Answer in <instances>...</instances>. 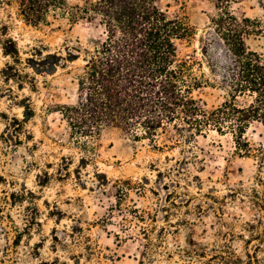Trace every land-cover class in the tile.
I'll list each match as a JSON object with an SVG mask.
<instances>
[{
    "label": "rangeland",
    "instance_id": "1",
    "mask_svg": "<svg viewBox=\"0 0 264 264\" xmlns=\"http://www.w3.org/2000/svg\"><path fill=\"white\" fill-rule=\"evenodd\" d=\"M215 3L156 0L195 30L178 42L180 58L200 61ZM229 9L259 22L245 43L264 59V0ZM49 22L31 27L15 0H0V264H264V160L253 151L264 148V126L244 135L253 154L227 131L190 138L171 128L154 143L107 130L84 153L59 110L76 102L104 31L60 14ZM193 97L212 108L225 93L205 85Z\"/></svg>",
    "mask_w": 264,
    "mask_h": 264
},
{
    "label": "trees",
    "instance_id": "2",
    "mask_svg": "<svg viewBox=\"0 0 264 264\" xmlns=\"http://www.w3.org/2000/svg\"><path fill=\"white\" fill-rule=\"evenodd\" d=\"M82 1L69 6L66 0H15L17 14L31 27L49 26L53 13L72 22L97 21L104 31L77 78L76 102L59 110L80 150L92 151L88 142L107 130L154 143L171 128L190 138L227 131L239 150L253 154L244 135L254 122L264 126V59L245 41L260 31L257 20L237 18L231 0H215L211 34L200 37L197 61L178 55V42L194 38V28L186 17L161 11L156 0ZM204 63L212 79L203 72ZM205 85L225 93L220 105L207 108L193 97ZM239 97L250 101L238 104ZM253 151L264 160V148Z\"/></svg>",
    "mask_w": 264,
    "mask_h": 264
}]
</instances>
